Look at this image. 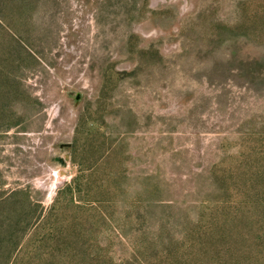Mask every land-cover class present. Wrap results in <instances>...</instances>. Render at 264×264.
I'll return each mask as SVG.
<instances>
[{"label": "rangeland", "instance_id": "1", "mask_svg": "<svg viewBox=\"0 0 264 264\" xmlns=\"http://www.w3.org/2000/svg\"><path fill=\"white\" fill-rule=\"evenodd\" d=\"M264 264V0H0V264Z\"/></svg>", "mask_w": 264, "mask_h": 264}, {"label": "trees", "instance_id": "2", "mask_svg": "<svg viewBox=\"0 0 264 264\" xmlns=\"http://www.w3.org/2000/svg\"><path fill=\"white\" fill-rule=\"evenodd\" d=\"M19 246V244H15V249L12 250L11 254H10V258L8 259V264H14V258H15V251L17 249V247Z\"/></svg>", "mask_w": 264, "mask_h": 264}]
</instances>
